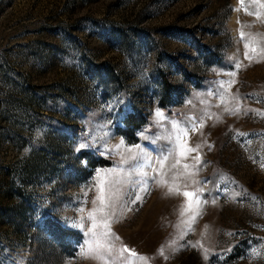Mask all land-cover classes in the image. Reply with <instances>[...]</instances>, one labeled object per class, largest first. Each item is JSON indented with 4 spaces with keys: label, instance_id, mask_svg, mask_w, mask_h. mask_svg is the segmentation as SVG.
Wrapping results in <instances>:
<instances>
[{
    "label": "rangeland",
    "instance_id": "rangeland-1",
    "mask_svg": "<svg viewBox=\"0 0 264 264\" xmlns=\"http://www.w3.org/2000/svg\"><path fill=\"white\" fill-rule=\"evenodd\" d=\"M0 264H264V0H0Z\"/></svg>",
    "mask_w": 264,
    "mask_h": 264
},
{
    "label": "snow or ice",
    "instance_id": "snow-or-ice-1",
    "mask_svg": "<svg viewBox=\"0 0 264 264\" xmlns=\"http://www.w3.org/2000/svg\"><path fill=\"white\" fill-rule=\"evenodd\" d=\"M246 47H247V46H246ZM245 55H246V57H248V53H247V52L245 53ZM157 115L159 116L160 113L157 112ZM87 147H88L87 144H82V145H81V149H83V148H87ZM137 147H139V146H137ZM79 150H80V149H77V151H79ZM190 151H195V149H190ZM134 159H135V158H134ZM199 159H200L199 156H197V157H196V160L199 161ZM177 163H179V162H177ZM173 167H175V165H173ZM185 167H187V165H186ZM99 192H100V195H98L97 199L100 200L101 204H103L104 199H105V197H104V195H103V193H104V188H103V186H100V187H99ZM184 195H185V196H189V195H191V194L188 193V192H185ZM89 216H90V218L93 219V227H95V226H96L95 217L92 216V213H89ZM102 226H103L104 228H107V227H108L107 222H104ZM81 227H82V225H81ZM91 233H92V229H89V234H91ZM123 251H128V249L125 248V249H123ZM132 255H135V253H132ZM251 255H253V256L255 257V256L258 255V252H257L256 250H253V252L251 253Z\"/></svg>",
    "mask_w": 264,
    "mask_h": 264
}]
</instances>
